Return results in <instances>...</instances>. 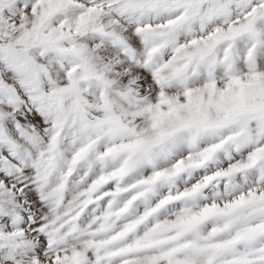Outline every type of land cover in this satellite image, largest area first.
<instances>
[{"label": "snow or ice", "instance_id": "1", "mask_svg": "<svg viewBox=\"0 0 264 264\" xmlns=\"http://www.w3.org/2000/svg\"><path fill=\"white\" fill-rule=\"evenodd\" d=\"M0 264H264V0H0Z\"/></svg>", "mask_w": 264, "mask_h": 264}]
</instances>
